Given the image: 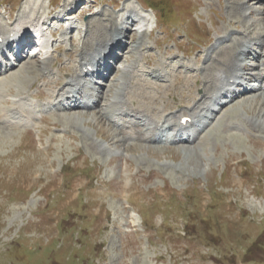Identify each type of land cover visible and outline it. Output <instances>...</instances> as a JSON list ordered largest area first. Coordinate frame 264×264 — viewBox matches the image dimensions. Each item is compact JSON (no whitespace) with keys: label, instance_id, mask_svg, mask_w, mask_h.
<instances>
[{"label":"rangeland","instance_id":"1","mask_svg":"<svg viewBox=\"0 0 264 264\" xmlns=\"http://www.w3.org/2000/svg\"><path fill=\"white\" fill-rule=\"evenodd\" d=\"M67 1L0 0L7 30L40 17L47 28L44 52L10 71L6 93H12L0 106L15 99L19 80L25 78V85L31 77L32 92L47 100L53 86L39 66L49 59L55 70L72 73L87 24L105 10L121 15L124 6H134L149 16L132 29L134 38L148 34L140 48L145 76L154 78L163 63L171 77L159 82L157 111L164 101L168 112L176 111L203 93L206 75L200 69L224 27V34L251 23L252 30L264 29V0H246L256 11L245 18L237 7L242 0H139L167 7L172 21L166 25L137 0H80L71 19L60 21ZM124 41L129 52L116 50L119 60L111 59L115 70L103 87L114 80L119 85V65L136 58V44L128 36ZM249 46L248 63H258L256 51L263 54L256 74L264 70V46ZM25 61L35 64L30 73ZM188 62L189 68L181 66ZM5 75L0 79L11 74ZM112 96L113 86L101 107L43 113L45 119L29 130L0 122V264H264V127L246 121L258 116L264 122V90L225 105L191 144L122 141L99 112ZM76 117L81 124L74 126ZM85 130L107 150L94 147Z\"/></svg>","mask_w":264,"mask_h":264},{"label":"bare ground","instance_id":"2","mask_svg":"<svg viewBox=\"0 0 264 264\" xmlns=\"http://www.w3.org/2000/svg\"><path fill=\"white\" fill-rule=\"evenodd\" d=\"M78 1L80 0H72L70 3L69 0L66 5L72 7ZM250 1L252 3H259L263 0ZM237 7L243 18H245L249 12L252 13L256 11L253 5L246 0H242L241 3L237 1ZM66 8L67 7H65L64 13H66ZM122 11V14L118 15L115 12H108L105 10V12L101 13L102 18H97L95 21H91L87 24L85 35L86 42L81 51L77 52V57L74 60L77 67L72 69V73H63L65 67L55 70L53 61L49 59L41 63L38 69L43 72V75L45 74L48 76L47 85L50 87L61 86L59 90H53L50 93L49 99L46 102L34 100L35 96L32 92V87L35 77L30 78L28 76L30 81L28 80L25 85H23L26 80L25 78L22 81L19 80L18 85L20 90L16 94H12L15 96V99L7 101L5 103L6 106H0V122L11 127L25 128L32 126V123L35 122V119L38 118L41 113L52 112L57 105L67 104L71 98H73V100L76 99L77 105L73 108L101 107L102 101L107 97V91L110 92L113 86L114 96H112V101L104 104L106 108H100L99 112L102 113L103 117L108 118L119 130L122 134V141L140 140L145 143H152L164 138L165 140H173L172 137L179 141V133L193 126L190 125L189 127H182L183 129H180L179 123L182 117L190 116L193 120L206 117L204 113L209 110L211 111L210 106L211 101L215 98L214 95L218 97L221 96L227 87L231 88L239 78L248 74L247 71L249 68L247 64L244 63L245 58L249 56V51L246 49L247 44L254 40L262 39V46H264V29L263 31L252 30L251 27L253 23L250 25L244 24L242 30L233 34H230V31L228 34H224L226 31L224 27L222 33L216 36V42L212 45L211 50L208 51L204 57L205 66L201 69V72L206 75L205 79H203V93L194 96L187 104L177 111L168 112L165 109L167 101H164V105L157 111L155 108V101L158 99L157 87L162 85L159 82L170 81L171 78L163 69V63L158 64L155 68V71L159 72V77L153 79L154 81L144 76L146 70L144 68L145 66L142 64L144 53L140 48L145 44L143 40L148 34L143 32L138 38H134V31L132 28L135 24V18L141 17V14L134 6H124ZM259 12L261 13L262 9H259ZM73 14L74 12H69L67 14V19H71ZM42 18L43 17H40V19ZM104 20H108L109 23H104ZM72 25L71 23L68 28L72 27ZM62 26L63 25H60V27ZM99 29H101L100 35L96 32ZM13 31L14 30L11 29L7 30L3 23L0 22V38L2 37V39H0V47L11 37ZM126 36L129 37L131 43L136 44L135 49H133V54L136 58L126 63L123 62L119 67L122 71V77L119 78V85L114 86V80L102 89L100 95L94 98L91 89L88 92L84 89L81 83L82 79H80L81 74L85 72L88 65L95 67L96 59H101L104 55L113 56V51L109 50V45L113 44L112 47H115L119 42L121 44V41L126 38ZM121 48L129 52L130 46L127 43L122 45ZM68 54L72 56L71 52ZM254 57L257 58L259 63V65L253 68L255 70L261 67L263 54L257 52ZM23 64L28 71L30 66L34 63L25 61ZM189 65H191V62L182 64L181 66L189 68ZM14 68L15 66L8 67L4 65V67L2 66L0 69V76L7 77V75H5L6 73L11 74L6 78L7 80L0 79V99H2L3 102L7 100L6 96L12 93L11 91L6 93L8 90L6 83L10 84V81H12L10 78L14 77V73H10V70H14ZM59 72L61 74H59ZM99 73L101 72L98 71V74ZM15 74H17V72ZM53 74L57 75L56 79H50V76ZM263 78L264 71H260L257 74V79L262 80ZM11 84L13 85L14 83L11 82ZM20 84L23 86H20ZM72 93H74L73 96H71ZM80 95L83 99L78 100ZM94 99H97V101ZM67 108L71 109L72 107H62L55 110H65ZM41 118L42 120L45 119L43 116ZM78 119L79 118L76 117L74 120H71L74 126L81 124ZM246 121L249 124L256 126L263 125L264 127V122H262L258 116H250L246 118ZM210 124L208 126H210ZM78 127L81 129V126ZM167 127L172 130L171 134L158 139ZM85 134L91 139V143L94 147L99 149V151L103 149L107 150L103 142L90 137V132L88 130H85ZM199 136L200 134L194 138V142L200 139Z\"/></svg>","mask_w":264,"mask_h":264}]
</instances>
